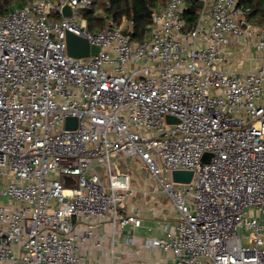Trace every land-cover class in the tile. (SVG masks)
<instances>
[{
    "label": "built area",
    "instance_id": "obj_1",
    "mask_svg": "<svg viewBox=\"0 0 264 264\" xmlns=\"http://www.w3.org/2000/svg\"><path fill=\"white\" fill-rule=\"evenodd\" d=\"M94 7L33 0L0 16V264H97L89 242L120 264L118 230L143 225L133 166L178 213L141 248L173 264H264V25L241 0H200L189 26L188 0H166L138 41L126 18L91 29ZM68 32L99 52L70 56ZM241 47L246 72L229 68Z\"/></svg>",
    "mask_w": 264,
    "mask_h": 264
},
{
    "label": "crops",
    "instance_id": "obj_2",
    "mask_svg": "<svg viewBox=\"0 0 264 264\" xmlns=\"http://www.w3.org/2000/svg\"><path fill=\"white\" fill-rule=\"evenodd\" d=\"M134 187L138 190V194L132 201L129 202V208L134 206H140L142 208L143 225L139 228H134L133 226H127L118 230L117 238V254L120 260V264H142L148 261H156L160 264H173V258L171 253L164 252L162 250H156L154 252H149L144 248L140 247V243L145 238L151 237H163L165 235L162 224L160 223L163 218H166L167 222L170 224V229L173 228V224L177 222L178 213L175 211L171 200L167 195L159 189L156 188L155 183L147 184L144 188L139 189L134 184ZM154 209L158 212V219L150 215V211ZM97 234L106 235L109 237L107 232H111L107 224L98 226L96 228ZM104 233V234H103ZM132 236L135 239L134 246L130 248L132 251L127 253L126 238ZM109 244V240L106 241ZM84 248L85 253H88L91 260L97 264H110L112 257L109 251L106 250H96L92 243L89 242Z\"/></svg>",
    "mask_w": 264,
    "mask_h": 264
},
{
    "label": "trees",
    "instance_id": "obj_3",
    "mask_svg": "<svg viewBox=\"0 0 264 264\" xmlns=\"http://www.w3.org/2000/svg\"><path fill=\"white\" fill-rule=\"evenodd\" d=\"M33 0H0V16L8 15L13 10L20 8ZM166 0H93L94 5L100 7L96 12L95 7L85 15L89 27L93 30L103 29L108 20L112 19L120 23L123 18L132 20L134 23V40H142L149 25L152 22V9ZM250 8V19L260 25H264V0H241ZM200 0H188V8L185 19L189 26L193 25L198 18Z\"/></svg>",
    "mask_w": 264,
    "mask_h": 264
},
{
    "label": "water",
    "instance_id": "obj_4",
    "mask_svg": "<svg viewBox=\"0 0 264 264\" xmlns=\"http://www.w3.org/2000/svg\"><path fill=\"white\" fill-rule=\"evenodd\" d=\"M73 12V5L69 1H66V3L62 7L63 16L71 17ZM66 42L68 54L73 57L83 58L90 55H96L99 52L98 47L91 46L84 37L76 35L72 32L67 33ZM167 119L172 122H178L177 119L172 116H168ZM76 125V118H67V128H76ZM172 176L175 182L189 183L193 178V172L187 170H177L173 172Z\"/></svg>",
    "mask_w": 264,
    "mask_h": 264
},
{
    "label": "rangeland",
    "instance_id": "obj_5",
    "mask_svg": "<svg viewBox=\"0 0 264 264\" xmlns=\"http://www.w3.org/2000/svg\"><path fill=\"white\" fill-rule=\"evenodd\" d=\"M163 4V3H159ZM96 12H100V7L97 5L95 8ZM253 50H244V48H239L236 49L234 52V56L232 58V63L231 66L229 67L230 69H233L235 71H240V72H246L249 69H251L254 65L251 61L247 60L246 57L251 53L252 54ZM253 57H256V54L253 53ZM131 173L133 175V184L136 185L137 188L142 189L144 188L147 184H153L155 181L152 179L148 178L145 173L141 170L138 169V167L133 166V169L131 170ZM67 178V183L66 185L70 186V183L68 182V177ZM3 184H0L2 186ZM2 199V197H0Z\"/></svg>",
    "mask_w": 264,
    "mask_h": 264
}]
</instances>
